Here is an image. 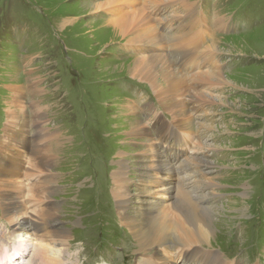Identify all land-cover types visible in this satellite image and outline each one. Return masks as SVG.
<instances>
[{
  "label": "rangeland",
  "instance_id": "obj_1",
  "mask_svg": "<svg viewBox=\"0 0 264 264\" xmlns=\"http://www.w3.org/2000/svg\"><path fill=\"white\" fill-rule=\"evenodd\" d=\"M105 1L0 0V138L7 133L5 131L11 120L7 112L16 103L15 96L21 90V104L17 107L21 114L17 119L18 134L12 133L18 137L12 136L7 148L15 153L16 149L23 146L21 139L24 135L28 144L20 149L23 150V156L16 158L15 163L26 166V159L30 160L28 155L34 145L44 152V159L49 162L51 136L57 132L63 135L53 173L58 180L55 192L50 194L48 200L37 203L35 209L38 206L51 209L55 204L60 210L61 225L69 230V263L144 264L142 260L146 256L137 251L133 236L125 225L131 217L140 220L144 207L131 202L119 213L113 202L112 185L108 184L110 176L107 179L104 175L97 176L92 170V163L103 160L106 162L105 167L117 169L118 163L125 161L129 165L126 171L129 186L131 182L135 183L132 189L136 192L147 180L138 167L139 154L146 148L144 139L133 132L131 125L142 120L152 126L153 122L149 121L152 115L172 122L173 114L167 111L164 103L160 104L152 85L133 76L127 67L134 58L147 54L135 53L132 57L131 50L139 49V46H127L125 41L119 39H114L118 41L112 43L111 31L107 26L89 22L104 21L107 17L105 12L92 17H86L85 13L83 17L78 16L79 19L73 14L80 6ZM160 2H165L162 7L163 23L172 21L173 28L182 24L186 13L184 6L188 3L194 5L197 12L201 11L215 25L210 37H206L207 41L202 38L205 31H197V36L203 41V48L205 44L208 46L215 41L219 50H224L219 52V68H215L213 61L200 64L198 55H191L189 50L179 53L176 49L173 55L177 65L180 63L179 57L184 58L182 54H185L188 56L186 63L193 67L192 71L184 74L189 76L200 70L217 69L241 87L235 90L228 86H215L206 91L217 101L211 100L209 112H205V105H199L198 108L191 106L194 110L189 113V145L177 147L175 152L184 154L185 163L190 161V156L203 155L212 164L204 167V171L210 172L206 176V183L216 182L217 187L200 191H204L205 195L213 194L209 200L213 203L206 206L214 212L213 230L210 232L212 251L221 254L226 262L264 264V0ZM70 15L74 21L63 26L64 17ZM216 19H222L224 24H217ZM171 29L169 26L166 33H172ZM183 32L175 30L169 45L174 46L175 40L185 41L187 34ZM191 58L199 61L190 62ZM176 69L179 71L177 66ZM162 82L160 78L159 83ZM255 83L257 86H253ZM251 89L258 93H252ZM146 95L148 98L143 99ZM88 104L91 105L89 109ZM133 104H138L136 113L129 108ZM37 135L39 137L35 138ZM1 143L0 149H3ZM163 144H167L166 136L159 142V148ZM167 155L172 157L171 151ZM6 156V153H2L0 159ZM143 157L148 161L152 155L148 152ZM29 177L26 183L32 181L36 184L34 179L38 176ZM45 177L41 175L40 181L43 182ZM32 182L28 185L31 186ZM38 188L45 194L51 192V185H40ZM26 193V190L21 191V195ZM161 193L155 192L153 198L156 200ZM3 194L0 185V207L5 202ZM109 197V206L103 205L102 208L98 201ZM20 200L25 203L28 199ZM162 201L164 204L160 205L166 211L168 205L176 211L173 198ZM25 206L33 212L25 217L38 218L33 211L34 206L30 209L29 203ZM2 207L0 233L9 236L13 226L7 222ZM21 240L22 246L18 247V242L5 239L3 241L7 242L3 244L0 241V252L13 262L12 257L16 254L11 250L14 248L23 254L20 264H27L32 260L39 242L33 237ZM176 251L180 252L174 259L176 262L184 264L187 260H193L188 252ZM124 252L129 253L130 258Z\"/></svg>",
  "mask_w": 264,
  "mask_h": 264
},
{
  "label": "bare ground",
  "instance_id": "obj_2",
  "mask_svg": "<svg viewBox=\"0 0 264 264\" xmlns=\"http://www.w3.org/2000/svg\"><path fill=\"white\" fill-rule=\"evenodd\" d=\"M160 1L161 0H107L101 4L80 6L73 13L77 15L76 17L80 15L83 17L85 13L86 17H92L105 12L104 14H106L107 17L104 21L89 22H91V24L107 26L108 30L111 31L110 39L112 43L118 41L114 39H119L125 41L126 45L128 44L127 46H139L138 48L140 50H131L132 57L135 53L147 54V56L134 58L132 64L127 67L130 69L133 76H138L141 81H146L152 85L153 91L160 99V104L163 105L164 103V107L167 111L173 114L171 117L173 120L172 122H166L161 116L152 115V119L149 120L153 122L152 126H148L147 123H144L142 120L132 123V125L130 124L133 132L139 134V136L144 139L145 142L143 145L146 148V150L139 154L140 162L138 167L139 170L142 171L141 174L145 179L147 178V180L145 185L137 189L136 192L132 189L135 183L133 184V182H131L132 184L129 186V179L126 177V171L129 169V165L125 161L119 162L117 169H113L108 166L105 167L104 164H106V162L99 160L92 163V170L97 176L104 175L106 179L110 176V182L108 184L112 185L113 202L119 213L124 211L131 202H135L141 207H144L140 220L131 217V219L125 222V225L129 228L133 236L137 251L141 254L144 253L146 256V258L142 260V263L180 264L174 260L180 253L176 250H180L184 253L188 252L193 257V260H187L184 264H234L228 260L227 263L225 258L221 254L212 251V247L210 246V232L213 230L214 212L206 206L213 203L209 201L212 198L210 195L213 194L205 195L203 193L204 191L202 193L200 191L212 190L217 187L216 182L206 183V176L210 174V172L208 171L209 173H207L204 171V167L211 166L212 164L210 165L203 155L196 157H193L194 155L192 157L190 156V161L187 160L185 163L183 160L184 154L175 152V150H177V147L182 148L183 146L189 145L190 140L187 141V136L190 134L189 132L191 129L189 124L191 121L189 113L194 110L191 106L198 108L199 105L202 107L205 105V112H209L208 107L212 104L211 100L214 102L217 101L210 92L206 91L211 87L214 89L215 86H228L230 88H235V90L241 89V87H238L239 85L236 84V82L234 83L233 80H230L226 73L220 72L217 69L200 70L189 76L184 74V72L192 71L193 67L186 63L188 56H185V54H182L184 58H181V56L179 57L180 63L177 65V61L173 55L176 49L179 53L189 50L191 55H198L201 60L200 64L213 61L215 68H219L217 62L219 60L217 58L219 56L218 54L224 50H219L215 41L208 46L205 44L203 48V41L200 40V36H197V31L203 29L205 33L202 35V38L207 41L206 37H210L213 31L212 27L215 25L213 21H209L208 18L198 10L200 16L197 10L194 9V5L188 3L184 6L186 9V13H184L185 18L180 26L173 28L172 21L166 24L163 23L162 16L164 10L162 7L165 5V2ZM152 3L155 5H152ZM152 8L154 10L153 12H151ZM175 12L178 13L177 10H175ZM63 21L64 25H62L68 26L72 24L74 19L73 16L70 15L64 17ZM216 22L219 25L224 24L222 19H216ZM59 24H61V22H59ZM169 26L172 28V33L170 34L165 31ZM175 30L186 31L185 33L187 35H185L187 38L185 41L183 39L175 40V48H173L174 46H170L169 44L171 42V35H174L173 32ZM201 32L203 31H200V33ZM211 38L215 39L214 36ZM184 45L186 46L183 48ZM192 58L190 62L196 63L199 61L197 58ZM176 66L179 68V71L176 69ZM200 66L203 67L202 65ZM160 78L163 80L162 83H159ZM253 86H257L256 83ZM20 91L19 94L17 93L18 91L16 92V103H13L12 109L10 108L7 112L8 115L11 116V120L9 121L7 131H5L7 133L4 135H8L9 137L3 136L0 138V143L1 139H3L4 143H1L3 149H0V154L6 153L7 155L6 158L0 159V185L3 187L4 198L2 199L5 201L4 206L2 205L3 207H1L4 210L7 222L9 225L13 226V230L9 236L4 235L3 232L0 233V241L5 239L12 240L14 243L18 242V247V245L22 246V242L20 241H22L21 239L24 237L25 240H29L31 237L37 238L39 244L36 246L32 260L27 264H74L72 262L69 263V258H71L69 254L70 249L68 247V243L70 242L68 241L69 230L63 228L61 225L63 221L59 217L58 212L60 210L58 207L52 203L53 206H51V209L44 208L43 206H38L35 209V206L38 205L37 203L48 200L50 194L53 195L55 192L58 180H56L57 178L53 173H55V163L58 160L56 154L60 153L63 135L57 132L55 135L51 136V161L49 162H47V159H44V152L33 144L34 146H31L32 149L30 148L31 154L28 155L30 160L28 161L26 159L27 165L23 166V164L15 163L16 158H21V156H23V150L20 149H23V146L28 144V140L24 135L21 139L23 146L17 147L18 149H16L15 153H11L12 151L7 148L8 143L12 141V136L15 135H12V133L15 132L18 134V131H16L18 125L17 119L21 114L17 107H20V99L22 97ZM250 91L252 93H258L255 89H251ZM25 94H27V92ZM147 98L146 95L143 99ZM77 105L79 107L81 106L80 103ZM137 105L138 104H133L129 107L133 113H136L135 110H137ZM222 105H225V103L222 102ZM89 106L88 109L91 108V105ZM98 107H100V105ZM33 108L31 110H33ZM206 114L207 113H205V115ZM89 119H92V117L89 116ZM39 135L35 138H38ZM98 135H100L99 132ZM163 136H166L167 144H163L162 146L164 147L161 146L163 149L161 150L158 144ZM4 138L8 141L6 142ZM46 151L48 150L46 149ZM170 151L172 157L167 155ZM148 152L151 153L152 158L146 161L143 155L148 154ZM25 156L27 158V153ZM64 158L66 159V156ZM37 161H39V163ZM150 163L153 164L149 165ZM49 168H51V171ZM41 175L46 176V181H40L39 178ZM29 176L33 178L38 176L34 179L36 180V184L32 181L26 183V179L31 178ZM104 177H101V179H104ZM30 182H32L31 186L28 185ZM40 185H51V192L45 194L43 190H39L38 187H40ZM155 186L158 188L154 189ZM22 190H26L27 193L21 195ZM155 192H162L156 200L153 198ZM91 195L97 196V194ZM101 195L105 196V194ZM24 198H27L29 202L26 201L24 203L23 200H20ZM169 198H173L176 211L171 208V205H168L167 211L160 205L161 203L164 204L162 200H169ZM109 200L110 197L102 201L99 200L98 204L102 206V208L103 205L105 207L109 206ZM51 201H53L52 197ZM27 203H29L28 209L34 206L33 211H35L34 213H36V216L38 215V218L34 219V216L25 217L33 213L27 210L25 206ZM98 211L101 212L102 210L98 209ZM34 232H36V234ZM4 242L5 241L2 243L4 244ZM63 246H67V248ZM2 248L7 249L5 246ZM11 252L16 254L15 257H12L13 262L12 260L10 262L8 256L5 257L0 252V264H20L23 254L17 252L14 248H12ZM130 252L132 251H129V253ZM129 253L124 252V255L130 258Z\"/></svg>",
  "mask_w": 264,
  "mask_h": 264
}]
</instances>
